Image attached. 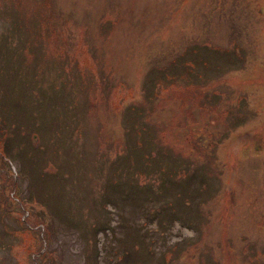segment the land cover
<instances>
[{
    "label": "rangeland",
    "instance_id": "374dc122",
    "mask_svg": "<svg viewBox=\"0 0 264 264\" xmlns=\"http://www.w3.org/2000/svg\"><path fill=\"white\" fill-rule=\"evenodd\" d=\"M0 264H264V0H0Z\"/></svg>",
    "mask_w": 264,
    "mask_h": 264
}]
</instances>
